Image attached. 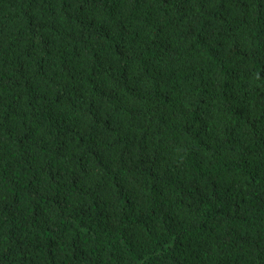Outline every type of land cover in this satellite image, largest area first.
Returning <instances> with one entry per match:
<instances>
[{
	"label": "trees",
	"instance_id": "1",
	"mask_svg": "<svg viewBox=\"0 0 264 264\" xmlns=\"http://www.w3.org/2000/svg\"><path fill=\"white\" fill-rule=\"evenodd\" d=\"M0 264H264V0H0Z\"/></svg>",
	"mask_w": 264,
	"mask_h": 264
}]
</instances>
